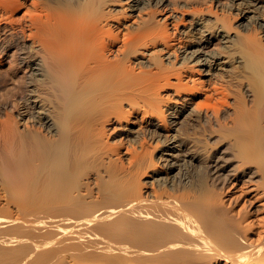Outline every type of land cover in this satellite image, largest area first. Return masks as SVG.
<instances>
[{"label": "bare ground", "instance_id": "1", "mask_svg": "<svg viewBox=\"0 0 264 264\" xmlns=\"http://www.w3.org/2000/svg\"><path fill=\"white\" fill-rule=\"evenodd\" d=\"M234 1L0 0V264H264V3Z\"/></svg>", "mask_w": 264, "mask_h": 264}, {"label": "rangeland", "instance_id": "2", "mask_svg": "<svg viewBox=\"0 0 264 264\" xmlns=\"http://www.w3.org/2000/svg\"><path fill=\"white\" fill-rule=\"evenodd\" d=\"M170 1H171V2H175V1H176V3H178L179 5H181L182 3H185V2H186V0H170ZM193 1H196V0H193ZM249 1H253V0H249ZM254 1H255V0H254ZM256 1H260L261 3H264V0H256ZM226 2H228V1H224L225 4H226ZM240 2H241V1H239V0H235V1H234V4H235L234 6L237 5L236 7H240L239 4H238V3H240ZM226 5H227V4H226ZM234 6H233V7H234ZM225 14H227V13H225ZM191 28H192V26H191L190 24H188V23L186 24V27H182V26L180 27V29H181V30H184V31H189V30H191ZM258 32L260 33L259 36L262 35V34H264V33H262L261 31H258ZM261 38L264 39V36H262ZM219 62H225V63H224V66H223V65H219V63H218V65H216V64L214 65V68H217V69H221V68H223V69H225V68H226V65H225V64H226V60L223 59V60H220ZM7 83H9V82H7ZM3 87H5V86H3ZM7 87H8V86H7ZM5 88H6V87H5ZM8 89H9V88H8ZM147 120H148V121H147ZM147 120H146L147 122L145 121V124H144V125H145L146 127H147L148 125L151 126V125H150L151 123H149V122H151L152 119H149V118H148ZM153 121H154V123L156 122L155 120H153ZM149 126H148V127H149ZM135 130H136V128H135ZM175 145H176V144H175ZM174 150H176V148H175ZM175 152H176V151H175ZM158 175L167 178V177H166V173H159V172H158ZM151 180H152V179H150V181H148V183H146V186L149 185L148 187H146V191H147L146 193H147V194H148L149 192H151V188H154L152 185H154L155 188L157 187V186H156L157 183L155 182V184H154V181L152 180V181H153V182H152ZM149 183H151L152 185L150 186ZM149 187H150V188H149ZM148 196H149V195H148Z\"/></svg>", "mask_w": 264, "mask_h": 264}]
</instances>
